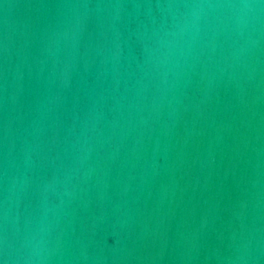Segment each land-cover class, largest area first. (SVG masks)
Listing matches in <instances>:
<instances>
[{
  "label": "water",
  "instance_id": "95a60500",
  "mask_svg": "<svg viewBox=\"0 0 264 264\" xmlns=\"http://www.w3.org/2000/svg\"><path fill=\"white\" fill-rule=\"evenodd\" d=\"M0 264H264V0H0Z\"/></svg>",
  "mask_w": 264,
  "mask_h": 264
}]
</instances>
